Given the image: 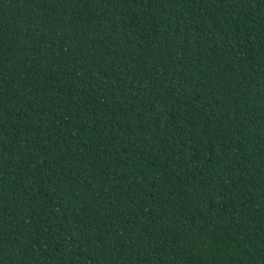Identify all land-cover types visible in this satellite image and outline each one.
<instances>
[{"label":"trees","instance_id":"obj_1","mask_svg":"<svg viewBox=\"0 0 264 264\" xmlns=\"http://www.w3.org/2000/svg\"><path fill=\"white\" fill-rule=\"evenodd\" d=\"M0 264H264V0H0Z\"/></svg>","mask_w":264,"mask_h":264}]
</instances>
